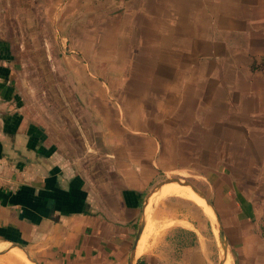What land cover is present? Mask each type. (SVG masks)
I'll return each instance as SVG.
<instances>
[{
	"label": "crops",
	"instance_id": "1",
	"mask_svg": "<svg viewBox=\"0 0 264 264\" xmlns=\"http://www.w3.org/2000/svg\"><path fill=\"white\" fill-rule=\"evenodd\" d=\"M257 8L0 0V264H35L25 251L37 264H223L214 222L231 192L234 264H264V222L240 190L264 146V69H251L264 57ZM38 80L65 84L49 101ZM193 168L216 194L197 188L215 221L172 217L138 253L150 193L166 173Z\"/></svg>",
	"mask_w": 264,
	"mask_h": 264
},
{
	"label": "rangeland",
	"instance_id": "2",
	"mask_svg": "<svg viewBox=\"0 0 264 264\" xmlns=\"http://www.w3.org/2000/svg\"><path fill=\"white\" fill-rule=\"evenodd\" d=\"M258 8L257 10L259 12H261V15L263 13L264 15V0H256ZM255 4V3H254ZM263 15L260 17V19L263 18ZM259 23L263 24V21ZM93 52H95L96 50H91ZM100 53H103L105 50H97ZM115 51V50H114ZM119 53L118 54H122L121 50H117ZM40 50L35 51L34 55H36L37 57H40ZM114 66L117 64V66H120L121 63L123 62L122 59H120V57L114 59ZM33 69H35V66H32ZM37 68L40 69H47V66H36ZM102 68H104V66H102ZM49 71V69H48ZM35 73L37 72L34 71ZM40 72V71H39ZM47 75L50 72H46ZM228 74V73H227ZM245 76H248L247 74H245ZM39 83V88L41 87V85L43 86L42 83H44L46 86V90L48 91L49 96L46 97L47 100L49 101H54L55 99V90H56V85L59 82H51V81H41L38 80ZM65 82H60L59 85L60 87H62V85H64ZM41 98V97H40ZM42 99V98H41ZM244 149H250L248 147L243 148L241 152H243ZM257 149V148H256ZM252 156L259 158V153L254 151L252 152ZM216 152H212L210 153V156H216ZM229 154V153H226ZM225 154H222L221 157H225ZM249 155H251V152L249 153ZM230 155H228L229 157ZM231 163V161H230ZM256 166H257V160H255L254 162ZM202 169H210L213 168V164H205V165H201ZM262 166H264V162L261 163L258 162V170H255L254 172H259L260 176H257L256 178L254 177H242L241 179V185H240V190L242 195L245 197L246 201L248 203H252L253 204V209H251V215L250 218L251 219H256L257 217L260 218L263 222H264V168H262ZM261 168V169H259ZM199 169L193 168L192 170H179L177 172H168L166 173L164 178H173V176H181L182 181L188 180L189 182L193 183L194 186H196V188L203 190L204 192L208 191V188L211 190V184L210 182L207 180V178H205L204 176H202V174H199ZM163 178V179H164ZM158 190L154 191L153 193H150V196L147 200V204L146 206L148 207V212L149 215L151 217V224L150 227L148 228V234H149V244H153L155 242V240H158L159 237H161V235L165 232V230H167L169 224L171 223V218L172 217H180V218H184V217H189V218H193V217H197V216H203V214L208 215L212 221H215L214 216L212 215V213L208 210V209H212L211 206L207 205L205 200L203 199V203H199L195 198H193L192 196L189 198L183 197V196H178V195H166V196H159V197H154L155 194L157 193ZM192 192V190H190ZM194 194V192H192ZM236 193L231 192V194H227L226 196H223V200L225 201H221L220 199V223L216 220L215 223V239L217 242V253H216V258H220V263L221 261L225 260L226 258H229L230 260V264H234V257L232 255V251L234 249L235 243L234 241V235H236V233H238L240 230L237 228V231L233 232V228L235 227L233 225V216H234V206L235 203L233 202V199L235 197ZM208 198H214L215 197V193H212L210 191H208L207 193ZM237 195V194H236ZM221 197V194H220ZM231 202H229V201ZM257 211L258 214L255 213V210ZM204 212V213H203ZM214 218V219H213ZM222 221L225 222V224L222 223ZM229 222V223H228ZM247 222V226L249 227V223ZM237 226V225H236ZM222 228L224 232V239L221 240L219 237V228ZM237 239H240V237H237ZM20 251V250H19ZM21 252V251H20ZM15 258H16V254L15 252H13ZM4 260V263L10 264L15 260L14 257L11 255L10 258L7 257ZM11 260V261H10ZM216 260V259H215ZM10 261V262H9ZM29 264V262H28Z\"/></svg>",
	"mask_w": 264,
	"mask_h": 264
},
{
	"label": "bare ground",
	"instance_id": "3",
	"mask_svg": "<svg viewBox=\"0 0 264 264\" xmlns=\"http://www.w3.org/2000/svg\"><path fill=\"white\" fill-rule=\"evenodd\" d=\"M190 190H192L189 186L187 185H182V184H179V183H174V182H169V183H166L164 184L159 191H157V193L155 194L154 197H159V196H166V195H178V196H183V197H186V198H189V197H193L195 198L199 203H203V198L198 196L197 194H193ZM213 215H214V212L212 209H208ZM149 238V234H148V230L142 235L141 237V240H140V244H139V250H138V253H143L144 251H146L147 249V240ZM22 251V250H21ZM15 254L17 255V257L19 259H22V260H25L24 259V253L20 252L19 250H15L14 251ZM223 264H230V260L229 258H226L223 262Z\"/></svg>",
	"mask_w": 264,
	"mask_h": 264
},
{
	"label": "water",
	"instance_id": "4",
	"mask_svg": "<svg viewBox=\"0 0 264 264\" xmlns=\"http://www.w3.org/2000/svg\"><path fill=\"white\" fill-rule=\"evenodd\" d=\"M169 182H177V183H181V184H184V185H187V186H190L192 188V190L198 194L199 196L203 197L206 202L211 206L210 202L208 201V199L206 198V196L204 194H202L194 185H192L190 182H188L187 180H184L182 181L180 178L178 177H173V178H169L167 180L164 181V183H169ZM212 208V207H211ZM142 228H143V224L140 225L139 229H138V232H137V237L140 235V232L142 231ZM219 237L221 240L224 239V232L222 230V228L220 227L219 228ZM25 251V250H24ZM26 255H27V258L34 262L35 264H37L36 260H34L32 257H30L28 255V253L25 251Z\"/></svg>",
	"mask_w": 264,
	"mask_h": 264
},
{
	"label": "trees",
	"instance_id": "5",
	"mask_svg": "<svg viewBox=\"0 0 264 264\" xmlns=\"http://www.w3.org/2000/svg\"><path fill=\"white\" fill-rule=\"evenodd\" d=\"M251 69L252 70H255V69H261L262 70V69H264V57H263L261 63H259L258 65H256L255 63H253L252 66H251ZM258 153H260L259 154V158H257V157L255 158V160H257V166H256L255 163H253L256 166V170H258V162H260V161H261V163L264 162V146H261V147L258 146ZM254 161H251L250 163H252ZM233 163L234 162L231 161L232 166H233ZM262 168H264V166H262ZM259 169H261V168H259ZM256 174H257L256 177L257 176H260L259 172H257ZM256 177L254 175V178H256ZM262 229H263V233H264V224L262 226Z\"/></svg>",
	"mask_w": 264,
	"mask_h": 264
}]
</instances>
